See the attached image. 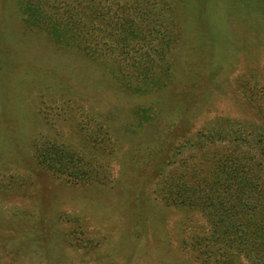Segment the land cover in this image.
I'll list each match as a JSON object with an SVG mask.
<instances>
[{
    "label": "rangeland",
    "instance_id": "374dc122",
    "mask_svg": "<svg viewBox=\"0 0 264 264\" xmlns=\"http://www.w3.org/2000/svg\"><path fill=\"white\" fill-rule=\"evenodd\" d=\"M144 5L124 83L0 0V264H220L205 202L259 152L264 0Z\"/></svg>",
    "mask_w": 264,
    "mask_h": 264
},
{
    "label": "trees",
    "instance_id": "16d2710c",
    "mask_svg": "<svg viewBox=\"0 0 264 264\" xmlns=\"http://www.w3.org/2000/svg\"><path fill=\"white\" fill-rule=\"evenodd\" d=\"M20 2L28 25L45 29L51 41L63 48H73L101 62L112 59L109 63H117L112 66L124 83L122 65L129 51L127 41L133 39L138 43L137 38L147 24L156 22L152 10L145 7V0ZM154 33L149 26L143 34L147 44ZM258 141L256 156L228 154L220 169L214 170L215 182L208 190L209 202H205L215 229V236H210L213 240H205L214 262L245 264L247 260L249 264H264V132ZM248 144L253 145L254 138ZM201 237H208L207 233H201ZM198 243L197 239L194 245Z\"/></svg>",
    "mask_w": 264,
    "mask_h": 264
}]
</instances>
